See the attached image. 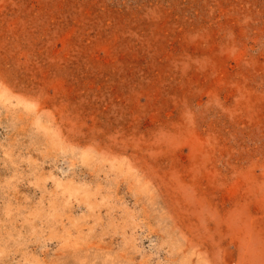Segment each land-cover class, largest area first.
<instances>
[{
  "label": "rangeland",
  "instance_id": "1",
  "mask_svg": "<svg viewBox=\"0 0 264 264\" xmlns=\"http://www.w3.org/2000/svg\"><path fill=\"white\" fill-rule=\"evenodd\" d=\"M0 264H264V0H0Z\"/></svg>",
  "mask_w": 264,
  "mask_h": 264
}]
</instances>
